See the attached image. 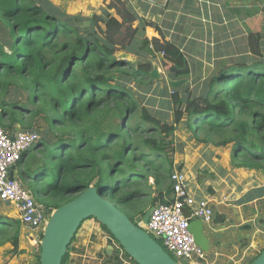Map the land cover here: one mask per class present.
Segmentation results:
<instances>
[{
    "label": "trees",
    "instance_id": "1",
    "mask_svg": "<svg viewBox=\"0 0 264 264\" xmlns=\"http://www.w3.org/2000/svg\"><path fill=\"white\" fill-rule=\"evenodd\" d=\"M116 3L110 8L120 21L108 14L106 19L95 16L88 22L98 31H91L76 25L79 16L66 15L47 0H0V123L10 132L16 131V125L28 130L25 118L42 115L47 126L38 142L21 155L14 178L18 176L15 179L48 214L93 187L137 225L135 215L141 222L147 207L172 202L170 154L183 118L197 144L232 145L233 168L264 172V61L259 59L258 33L247 36L256 58L251 63L249 59L230 66L220 63L202 83L199 95L188 85L172 90L171 124L141 109L144 127L106 125L113 111L131 123L137 110L133 93L115 84L112 74L125 65L113 57L116 44H128L137 33L130 27L137 17L122 1ZM147 43L143 41L148 51ZM153 49L163 53L173 80L187 79L189 72L176 46L154 42ZM150 72L145 64L136 74L152 78ZM22 90L31 92L27 101L37 108L17 101ZM243 114L246 120L240 119ZM155 132L158 138L153 137ZM21 225L18 219L0 215V246L9 242L14 256L21 253Z\"/></svg>",
    "mask_w": 264,
    "mask_h": 264
},
{
    "label": "crops",
    "instance_id": "2",
    "mask_svg": "<svg viewBox=\"0 0 264 264\" xmlns=\"http://www.w3.org/2000/svg\"><path fill=\"white\" fill-rule=\"evenodd\" d=\"M170 1L147 0V5L157 9ZM173 1L172 11L178 12L170 15L171 20L156 21L154 19L158 15L149 16L148 21L155 25L149 23L151 35H146L142 44L147 41L148 46L154 45V42L176 45L173 43L176 42L178 45H189L191 49V45H201V48H204L203 45L223 42L230 50H233L235 45H244L243 51L246 52V47L250 56L247 36L249 33H258L260 52L264 59V0H259L256 6L249 1L242 6L230 8L226 31L219 27L217 32L207 31L209 20L203 22V17L209 19V11L204 6L196 5L195 9L191 10L194 14H185L182 12L185 9L183 5L188 0ZM167 24L171 26L168 30L161 27ZM169 30L174 32L170 35L172 41L166 39ZM222 32H226V37L220 34ZM180 125H184V129L190 132L186 118L182 119ZM16 128L19 126L16 125ZM176 144L179 147L183 145L178 141ZM196 144L192 142L188 147L185 146L189 149L188 154L183 158H180L183 155L180 154L175 164L173 163V171L185 174L191 196L197 201L207 200L212 209L211 220L208 223L202 222V232L206 240V250L200 247L204 252L203 258L194 257L187 264H250L264 248V172L233 168L230 164V148ZM185 147L183 145V149H186ZM92 221L86 220L80 226L64 264H118L119 255L114 245L105 247L93 242L92 237L96 239L98 233ZM41 236L38 232V244ZM107 249L111 250L109 255L106 253ZM36 257L37 255L35 260ZM19 263L21 264L22 260L14 258L7 264ZM33 264H36V261Z\"/></svg>",
    "mask_w": 264,
    "mask_h": 264
},
{
    "label": "rangeland",
    "instance_id": "3",
    "mask_svg": "<svg viewBox=\"0 0 264 264\" xmlns=\"http://www.w3.org/2000/svg\"><path fill=\"white\" fill-rule=\"evenodd\" d=\"M43 1V0H40ZM50 2L56 9L61 11L62 13L78 17L81 21L77 22V26L81 29L87 28L92 30H97L96 27H93L92 23L88 22L89 19H92L95 16H100L102 19H106V15H110L111 17L117 18L119 21V16L115 9L110 8V6H117L116 0H47ZM122 1L127 8H130L133 13H135L137 20L132 23L130 26L132 30L137 29V33L130 39L127 44L126 41L123 43L117 42V50L114 54V59L124 62L123 68L120 72H112L115 77L114 83L119 84L124 87L126 91L133 93L134 101L136 103V114L134 115V119L131 123H129L128 117L120 118L113 111V117L110 119V122L106 125H111V127H123L125 123L133 127L137 123H140L143 127L145 123H141L140 120V110L146 109L147 112L159 119L162 123L171 124L173 120V109L170 102L169 95H172V90H174L171 86V82H175L170 75V65L165 63L164 56H161L160 53L155 52L153 49V45H149L148 51H146L143 47L142 40L147 35H151L149 29V23L155 25L151 21L149 22V16L151 14L158 15L154 20L161 21H169L171 20L170 15H174L178 11H172L174 7V1L171 0L169 3H166L162 7H157V9L151 8L147 5V0H120ZM251 1L255 6L259 4V0H188L184 3L183 7L185 9L182 10L185 14H194L191 10L195 9L196 5H202L206 8L208 12L209 19L204 16L203 22H207L209 20V28L207 31H218L219 27L227 29L228 25V15L230 8L235 6H242L244 3ZM172 5V6H171ZM100 27L103 29L104 25L100 24ZM161 27L165 29H169L170 24L161 25ZM151 30H154L151 28ZM174 32L172 30L168 31L166 39H170L172 41L171 36ZM226 37V32L220 33ZM97 35V34H96ZM97 37H100L98 34ZM216 38V37H215ZM128 38H126L127 40ZM174 46H177L186 63L185 68L188 69L189 74L187 75L186 82L182 85H188V90L193 92L195 95H199L202 93V83L204 80L209 79L215 73V71L221 67L220 63L226 64V66L234 65V64H242L243 62H247L248 59L250 63L256 59L251 57L252 54L249 48V54H247V49L245 47V51H243L244 45H235L233 50L228 49V45L223 42H217L215 45H203L204 48H201V45H191V49L189 45H178L176 42H173ZM211 42H209L210 44ZM263 57H260L262 61ZM149 64L151 67V72L156 69L158 73V78H149V76H138L136 71L142 65ZM150 72V73H151ZM181 81V80H177ZM28 84V81L25 82ZM186 88V87H185ZM183 92V91H182ZM31 92L27 90H22L16 97H18L17 101L22 102V104L29 105V109H35L37 106L30 104L27 99H30ZM28 103V104H27ZM32 115V114H30ZM31 116H27L25 118L24 126L30 125L28 130H25L22 125L16 130L35 132L39 136V134L43 133V130H47V126L42 121V115L36 116L32 120ZM240 119L246 120V115L243 114L240 116ZM30 120V121H29ZM8 122H5L7 125ZM109 128V127H108ZM129 137V133H127ZM174 151L170 154V158L173 160L175 164L176 158L180 154V158H183L186 154H188V145L194 142V137L192 133L186 131L184 129V125H180L177 129V132L174 134ZM173 136V137H174ZM40 137V136H39ZM153 137L158 138V132H155ZM180 137L181 139H179ZM136 141H139L140 138L138 136L133 137ZM176 141L182 142L186 149H183V145L176 146ZM197 145V144H196ZM232 145H228L225 149L230 148ZM175 166V165H174ZM177 167V166H175ZM181 170V166H178ZM177 171V170H174ZM173 171V172H174ZM14 175V173H13ZM17 178L18 176L15 175ZM15 177V178H16ZM151 184L152 181L150 180ZM154 196V194H153ZM51 199V198H50ZM50 199H46L48 202ZM150 199V195L146 198ZM145 200V204H148L149 201ZM150 208L147 207L148 210ZM0 215L5 216L9 219H18L16 216L13 207L10 205L0 201ZM135 224L139 227L143 228V224L138 220L137 215L134 217ZM93 220V219H90ZM93 224L96 225L95 231L98 233L97 238H93V242L97 244H101L105 247H114L116 248V252L119 255L118 264H134L120 249L117 243L113 241V239L108 235L95 220L92 221ZM38 232H33L28 227L21 225L19 227V251L21 253L18 256H14L12 253V246L9 242H4L0 246V263L7 264L11 259L17 258L18 260H22L21 264L30 263L33 264L35 260V256L40 253L39 244H34L33 239L37 237ZM43 235V234H41ZM154 239V238H153ZM38 240H40V236H38ZM104 251V250H103ZM106 256V255H105ZM104 257V255H103ZM109 262V261H108ZM20 264V263H19Z\"/></svg>",
    "mask_w": 264,
    "mask_h": 264
},
{
    "label": "built area",
    "instance_id": "4",
    "mask_svg": "<svg viewBox=\"0 0 264 264\" xmlns=\"http://www.w3.org/2000/svg\"><path fill=\"white\" fill-rule=\"evenodd\" d=\"M160 55L164 56L163 53ZM38 140L39 136L35 132H10L0 123V201L13 207L22 225L42 234L50 214L19 181L15 178L13 181L9 180L10 168L15 167L21 155ZM170 183L172 202L155 206L148 223L142 229L177 264H187L194 257L203 258L204 255L189 230L190 223L194 220L208 223L212 209L207 200L197 201L191 196L183 172L174 171L170 176ZM33 241L34 244L38 243L36 237Z\"/></svg>",
    "mask_w": 264,
    "mask_h": 264
},
{
    "label": "water",
    "instance_id": "5",
    "mask_svg": "<svg viewBox=\"0 0 264 264\" xmlns=\"http://www.w3.org/2000/svg\"><path fill=\"white\" fill-rule=\"evenodd\" d=\"M151 76L159 77L156 69L151 72ZM185 82V80L171 82L170 86L178 89ZM14 169L15 167L10 168V181L14 180ZM153 208L150 207L144 213L141 221L143 225L148 223ZM88 219H94L104 227L133 263L177 264L157 241L141 227L134 225L125 214L103 198L93 187H89L77 198L51 212L39 244V264H61L77 231ZM189 230L195 243L202 250H206L202 222L196 220L190 223ZM106 253L109 255L111 250L107 249ZM250 264H264V248Z\"/></svg>",
    "mask_w": 264,
    "mask_h": 264
},
{
    "label": "clouds",
    "instance_id": "6",
    "mask_svg": "<svg viewBox=\"0 0 264 264\" xmlns=\"http://www.w3.org/2000/svg\"><path fill=\"white\" fill-rule=\"evenodd\" d=\"M109 203H111V202H109Z\"/></svg>",
    "mask_w": 264,
    "mask_h": 264
}]
</instances>
